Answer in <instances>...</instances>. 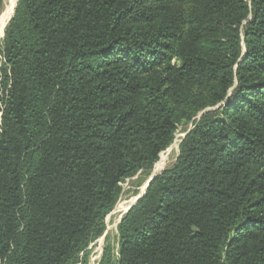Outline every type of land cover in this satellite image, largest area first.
Listing matches in <instances>:
<instances>
[{
	"label": "trees",
	"instance_id": "trees-1",
	"mask_svg": "<svg viewBox=\"0 0 264 264\" xmlns=\"http://www.w3.org/2000/svg\"><path fill=\"white\" fill-rule=\"evenodd\" d=\"M189 123L94 264H264V0H16L0 264H89Z\"/></svg>",
	"mask_w": 264,
	"mask_h": 264
},
{
	"label": "rangeland",
	"instance_id": "rangeland-1",
	"mask_svg": "<svg viewBox=\"0 0 264 264\" xmlns=\"http://www.w3.org/2000/svg\"><path fill=\"white\" fill-rule=\"evenodd\" d=\"M13 4L15 7L16 0H2V4L0 8V40L3 37L4 29L7 23L9 22V20L13 15V10H14V7L12 6ZM190 127H191V123L179 128L180 130L177 133L173 144L160 154L159 160L156 163L151 175L147 179H145L142 183L139 184L140 186H138L137 188L138 190L136 194H133L135 188L131 184V181L125 182L122 185L123 194L119 199V201L117 202L113 212L106 219V225H107L106 231L103 237L99 240L98 244L93 247L89 264H94L96 260L99 258L106 239L107 242L110 243L112 248L116 249L117 225L121 221L123 215L127 213L133 207L134 204L136 205V203L141 199L140 197L142 195H145L147 191L146 187L149 178L152 175L158 174L160 171H164L166 167L170 166L175 161L179 153L180 141L185 135L184 131L189 130Z\"/></svg>",
	"mask_w": 264,
	"mask_h": 264
},
{
	"label": "water",
	"instance_id": "water-1",
	"mask_svg": "<svg viewBox=\"0 0 264 264\" xmlns=\"http://www.w3.org/2000/svg\"><path fill=\"white\" fill-rule=\"evenodd\" d=\"M163 171H160L158 174L156 175H152L150 178H149V181L147 183V187H146V190L149 188L150 184L152 183V181L159 175L161 174ZM144 195H142L140 198H142ZM135 205V204H134ZM133 205V206H134Z\"/></svg>",
	"mask_w": 264,
	"mask_h": 264
},
{
	"label": "bare ground",
	"instance_id": "bare-ground-1",
	"mask_svg": "<svg viewBox=\"0 0 264 264\" xmlns=\"http://www.w3.org/2000/svg\"><path fill=\"white\" fill-rule=\"evenodd\" d=\"M12 6H14V4H13ZM2 23H3V22H2ZM2 23H1V24H2ZM1 27H2V26H1Z\"/></svg>",
	"mask_w": 264,
	"mask_h": 264
}]
</instances>
